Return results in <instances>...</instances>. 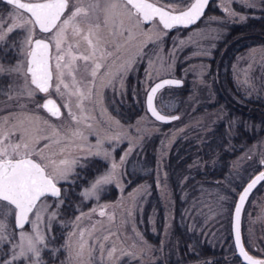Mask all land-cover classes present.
Listing matches in <instances>:
<instances>
[{
	"label": "rangeland",
	"instance_id": "1",
	"mask_svg": "<svg viewBox=\"0 0 264 264\" xmlns=\"http://www.w3.org/2000/svg\"><path fill=\"white\" fill-rule=\"evenodd\" d=\"M189 0H160L163 6H172L176 9L183 7ZM212 6L217 7L220 13L206 12L199 20L186 29H163L167 35L163 37L162 42L149 43L144 49L142 56H137L135 63L131 69L122 74L123 81L115 79L112 85L102 88L101 97L94 96L92 103H87L91 115L94 120L88 121L93 125L91 130L85 129L87 135V143L95 145L97 136L105 137L111 135H119L118 140L104 139L103 149L110 153L106 159L101 156L84 157L83 154L73 151V155H80V164H83L91 157L98 158L104 162L87 181L79 186L75 191L78 194L79 202L75 205V211L72 216L65 220L63 225L65 232L61 241L62 249L61 257L56 261L45 262V264H75V261L69 260L70 251L63 247L65 238L70 233L76 232V236L72 237V243L79 237V229H91L96 225L97 231L94 233L96 237H102L109 231L117 235L111 236L106 242V247H111L115 242L117 249L122 251H131L138 259H131L123 256L119 264H170L168 259L176 258L177 253H173L175 239L172 236V218L171 211L174 205V197L165 169V158L171 145L181 142H199L206 131L213 124L222 119L228 107H211L203 109L205 103L211 101L218 88H224L225 92L233 100L238 99L234 94V90L243 97L257 96L264 99V42L258 38H252L247 41L240 49L232 50L228 63L229 77L231 86L226 85V81L217 82L215 77L209 72L208 58L213 56V49L216 46V40L222 37L226 25L231 21H242L241 17L249 15H257L260 8H264V0H254L255 7H248L242 0H211ZM229 8L235 12V15H229L224 9ZM12 11L11 6L0 5V16L7 21L9 12ZM149 27H151L149 25ZM43 37L47 34L39 33ZM24 33L17 30L11 34V39L7 44L0 45V49L9 50L11 56L10 62L0 60L5 66L14 65L18 61L24 60V56L19 52V42L23 38ZM261 36L257 35V37ZM142 39V38H141ZM15 41L16 46L13 47ZM183 41V44H181ZM138 44L129 45L127 50L122 53L117 64L122 63L125 59L133 56L137 52ZM224 60V59H223ZM220 70H223L222 64H218ZM134 75L132 85L138 91L143 104L144 91L149 83L157 77L163 75H173L182 79L181 87L185 89L184 95L177 96L175 86H165L160 89L155 97L156 107L165 113H177L179 119L159 122L151 118L145 110H142L131 121L123 122L115 116V100L121 99V94L126 85V77ZM149 75L151 79H148ZM15 82L16 86L23 83V80L17 77L0 75V120L8 116L9 113H19L21 109L18 105H26L23 109L27 112L36 113L42 118L48 119L55 124H61L62 120L51 117L42 108H37L42 98L46 94L37 93L35 100H29L27 97H19L9 99L11 94L15 97L16 92L9 93V85ZM233 86V88H232ZM234 89V90H231ZM18 90V89H17ZM51 97L56 100L58 105L63 101L50 89ZM113 107V108H111ZM177 107V111L172 109ZM200 107L199 109H196ZM114 109V111H112ZM62 114L66 116V110L61 108ZM228 123L227 135L233 133L235 123V115L231 114ZM116 121L119 124L115 123ZM83 127V126H82ZM154 136L156 143L153 146V170L149 178H142L132 185L128 184V171L131 172L136 168L142 157V151L145 141ZM177 140V141H176ZM232 142L229 139V143ZM242 146L238 153L230 160L228 170L225 176L217 183L203 184L193 181L186 182V176L192 174V170L187 175H181L177 179L179 187L178 198L184 200L182 209L183 217L187 230L200 232L205 239L211 244L222 249V253L218 256L197 257L192 260L175 261L172 264H243L232 250V240L230 235V215L235 198L241 189V186L255 172L264 171V165L260 161L264 159V134L256 137L252 142L239 144ZM131 149V152L125 158L124 163H120V157ZM210 159V158H209ZM211 160V159H210ZM113 163L118 165L116 169V178L109 184L102 185L97 192V196L85 198L81 196L86 188L91 186L95 179L107 173ZM203 160H192L188 163V169L200 168ZM78 166V165H77ZM76 166V167H77ZM76 172V168H75ZM74 179V175L70 177V181ZM63 183V181L61 182ZM61 183L59 186H61ZM152 187L155 189V199H151L150 194ZM113 189V195L106 196V192ZM116 189V191H115ZM194 190V191H193ZM98 197V198H97ZM52 198H50L51 200ZM55 199V198H53ZM150 201L148 208L145 204ZM82 202V204H81ZM107 205L105 209L107 215L101 217L99 215L100 207ZM157 207L161 208V228L156 242H151L145 236L144 227L151 232L156 228V212ZM243 224L239 226L241 243L250 255L256 258H264V230H258L254 225V218H264V181L260 182L257 193H254L244 201L243 205ZM95 209L96 211H92ZM84 213L82 219L78 222V227L72 223L77 216ZM131 213V215H129ZM113 219L109 220L108 217ZM101 222L103 227H101ZM60 224V223H59ZM243 229V230H242ZM139 234V235H137ZM243 238L242 239V235ZM117 236L119 237L117 239ZM231 236V235H230ZM142 237V239H141ZM85 239L92 244L85 234ZM135 245V247H133ZM7 251V246L4 247ZM97 259L99 257L96 251ZM121 252L117 251L116 255L120 256ZM173 256V257H172ZM87 259V253H85Z\"/></svg>",
	"mask_w": 264,
	"mask_h": 264
},
{
	"label": "snow or ice",
	"instance_id": "2",
	"mask_svg": "<svg viewBox=\"0 0 264 264\" xmlns=\"http://www.w3.org/2000/svg\"><path fill=\"white\" fill-rule=\"evenodd\" d=\"M242 2L248 7L256 6L254 0ZM6 3L12 11L7 21L0 16V45L7 44L17 30L24 33L19 42L24 60L8 66L0 63V75L23 80L19 86L14 81L9 85V93L15 91L16 95L9 94L8 98L35 100L37 93L46 94L47 98L37 104V108H43L51 117L63 122L58 125L36 113L24 111L26 105H18L19 113H9L0 120V264H45L43 253L54 239L53 225L67 223L58 220L67 195L59 185L62 181L69 182L77 165L84 166L80 164V155H73V151L85 158L103 155L107 159L110 153L103 149L104 139L120 138L118 134L98 135L95 145L87 143L85 129L93 128L88 121L95 117L86 102L92 103L94 96L102 99L100 90L112 85L115 79L122 83V74L131 69L136 57L144 54L143 49L149 43L162 42L167 33L161 31L160 26L170 30L196 23L209 0H189L182 11L170 5L161 6L160 0H6ZM224 10L229 15L236 14L229 8ZM37 30L47 35L40 37ZM134 43L139 45L136 54L117 64L122 53ZM12 46H16L15 41ZM166 85L180 86L182 81L163 79L146 89L147 111L161 122L179 119L175 115H163L154 107L157 92ZM50 89L63 101L61 105L51 98ZM0 92H3L2 87ZM61 108L66 110V116ZM130 152L131 149L120 157L121 164ZM260 163L264 165V159ZM117 168L113 163L107 173L81 192V196H97L102 185L116 178ZM261 181H264V171L243 188L235 205V244L247 264H264V259L245 251L239 230L243 203ZM107 207H100L101 217L107 215ZM83 216L81 213L72 223L78 227ZM96 231V225L90 230L79 229L75 247L71 238L76 232L65 238L63 247L69 249L70 261L119 264L123 256L139 258L131 251L117 249L115 242L106 247V242L116 233L109 231L96 237ZM86 232L92 244L85 239ZM5 246L7 251H4ZM117 251L121 252L120 256L116 255Z\"/></svg>",
	"mask_w": 264,
	"mask_h": 264
},
{
	"label": "trees",
	"instance_id": "3",
	"mask_svg": "<svg viewBox=\"0 0 264 264\" xmlns=\"http://www.w3.org/2000/svg\"><path fill=\"white\" fill-rule=\"evenodd\" d=\"M0 5L5 6L6 3L0 0ZM208 11L214 13L221 12L217 7L212 6L211 0H209V4L206 7L204 13ZM189 26L190 25L187 27ZM187 27H175L174 29H186ZM260 34L261 36L257 37V35ZM255 37L264 42V8H260L257 15H249L246 16L242 21H231L226 25L222 37L216 40V46L213 49V56L208 58L209 72H211L212 79L216 75V78L220 77L215 79L217 82H220L222 79L227 82V86H231L227 61L232 55V50L235 48L236 50L240 49L244 44L247 43V41H251L252 38L254 39ZM9 55V50L4 51L0 49L1 61L10 62L11 56ZM220 63L222 66H224L222 71L218 65ZM133 77L134 75L132 74H129L126 77V85L124 87V91L121 94V99L119 101L115 100V116L123 122L133 120L140 112H142V110H144L141 97L138 91L135 89L137 85H132ZM182 85L185 86V84ZM175 87L177 91H179L177 96L184 95L185 89H183L181 85ZM234 94L238 96V99L233 100L228 95V92H225L224 88H218L212 100L206 102L204 107L201 108L203 110L211 107L226 106L228 107L226 115H224L222 119L216 121L213 126L206 131L199 142H194V140L191 142H181L179 144L176 142L172 144L168 150L167 156L165 158V169L167 171V177L171 187L172 195L174 197V205L171 211V233L175 239L173 253H177L176 258L174 257L172 259H168V263L170 264L175 261H187L197 257H216L222 253L221 248L211 245L205 239V236L200 232L187 230L185 218L183 217L181 209L185 199L181 200L178 198L179 187L177 184V179L181 175L189 174V171L192 170V174L190 176H186L185 178L186 182H194L191 184V186L196 183L195 181L206 185H212L219 182L225 176L230 160L241 149L242 146L238 145L241 143L245 144L252 142L256 137L264 134V99H260L257 96L243 97L235 90ZM199 108L200 107H197L196 109ZM172 110L177 111V107L173 108ZM112 111H114V109ZM231 114L235 115V123L232 127L233 133L229 136L227 135L228 123L226 120H230L229 118L232 117ZM163 124L166 125L167 122H164ZM229 139L232 142L229 143ZM155 140V137L152 136L145 141L146 143H144L141 160L139 161L138 165L136 163V168L132 172L130 170L128 171L129 185H132L134 182L142 178H149L151 176L153 170V146L154 143H156ZM192 160H203V164L200 168L188 169V163ZM103 164L104 162L102 160L91 157L81 164L84 165L83 167L80 165L76 167V172L72 181L61 183L62 191L66 190L67 195L64 197L65 203L61 206V216L59 218L65 220L66 218L72 216L73 212L75 211V205L80 203L78 194L75 191L81 184L85 183L87 179L90 178V176ZM259 187L260 182L257 183V185L250 191L248 197L254 193H257ZM104 195L112 196L113 189L110 188V192H106ZM150 197L151 199H155V189L153 187ZM150 201L151 200H148V202L145 204L143 214L145 213V209L148 208ZM243 209L244 208L241 209L239 215L240 227H242L244 221L242 213ZM156 216L157 224L154 232L148 230L147 227H144L143 230L145 236L151 242H156L160 233L162 217L160 207H157ZM254 219V225H257L258 230H264V218L262 217L260 220L257 218V216H255ZM64 232L65 227L58 222L53 225L52 237L54 239H52L49 249L43 253V259L45 262H53L61 257L62 249L60 244L63 239ZM241 236L244 240L243 234ZM229 237L231 238L230 235ZM232 250L234 251V248ZM238 258L239 257L237 256V259Z\"/></svg>",
	"mask_w": 264,
	"mask_h": 264
},
{
	"label": "water",
	"instance_id": "4",
	"mask_svg": "<svg viewBox=\"0 0 264 264\" xmlns=\"http://www.w3.org/2000/svg\"><path fill=\"white\" fill-rule=\"evenodd\" d=\"M4 1H6V0H4ZM161 5V4H160ZM161 6H163V5H161ZM187 6V4L185 5V6H183V7H181V8H178V9H176L177 11H182V10H184V8ZM178 27H183V26H178ZM41 37V36H40ZM163 79H178V80H181L182 81V79L180 78V77H177V76H173V75H163V76H160V77H157V78H155L154 80H152L150 83H149V85L147 86V88L150 86V85H155L156 83H159L161 80H163ZM167 86V85H166ZM146 88V89H147ZM146 89H145V91H144V95H143V107H144V110L146 111V113L151 117V118H153L154 120H156L152 115H151V113H149L148 111H147V106H146ZM45 98H47V96L46 97H44L42 100H41V102H40V104H42L43 102H44V99ZM52 98V97H51ZM53 99V98H52ZM154 103V107H156V105H155V102H153ZM156 109L158 110V111H160L157 107H156ZM161 112V114H163V115H166V116H173V115H175V116H177V113H165V112H162V111H160ZM49 114V113H48ZM157 121V120H156ZM159 122H161V121H159ZM259 174V172H256V173H254L242 186H241V189L239 190V192H238V194H237V196H236V198H235V201H234V204H233V207H232V210H231V215H230V235H231V240H232V245H233V248H234V251H235V253L237 254V256L240 258V260L243 262V263H245V264H247V262L243 259V257H241L240 255H239V251H238V249H237V247H236V244H235V232H234V227H233V225H234V220H235V205H236V203L238 202V200H239V194L243 191V188L244 187H246L247 185H248V183H250L251 182V180L256 176V175H258ZM256 258V257H255ZM258 259H264V258H258Z\"/></svg>",
	"mask_w": 264,
	"mask_h": 264
}]
</instances>
